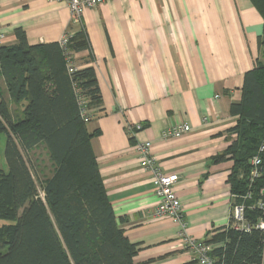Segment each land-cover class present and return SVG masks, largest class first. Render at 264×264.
Segmentation results:
<instances>
[{
    "label": "crops",
    "instance_id": "0c3cea01",
    "mask_svg": "<svg viewBox=\"0 0 264 264\" xmlns=\"http://www.w3.org/2000/svg\"><path fill=\"white\" fill-rule=\"evenodd\" d=\"M71 24L66 0H0L1 45H16L17 30L30 45L61 42ZM82 24L95 59L89 51L75 59L95 68L101 95L87 127L115 216L139 246L134 263L197 264L180 245V225L154 216L160 199L137 148L151 142L164 173L179 176L174 192L192 238L229 224L234 162L223 155L238 119L230 107L264 60V19L251 0H113L85 11ZM178 123L191 132L164 140ZM130 125L143 129L131 135Z\"/></svg>",
    "mask_w": 264,
    "mask_h": 264
},
{
    "label": "trees",
    "instance_id": "16d2710c",
    "mask_svg": "<svg viewBox=\"0 0 264 264\" xmlns=\"http://www.w3.org/2000/svg\"><path fill=\"white\" fill-rule=\"evenodd\" d=\"M251 2L264 19V0ZM16 34V45H0V134L7 135L0 264H135L139 246L115 216L91 145L97 133L87 127L101 95L95 68L80 69L75 59L83 51L89 63L95 59L86 29L71 24L65 45H30L22 30ZM260 46L264 53V37ZM11 104L23 109L13 111ZM230 113L238 118L223 155L234 162L232 214L204 242L216 264H264V232L256 228L264 219V60L245 74L241 100ZM40 147L53 167L45 180L32 157ZM256 158L259 176L251 181ZM236 206L245 208L249 229L236 228Z\"/></svg>",
    "mask_w": 264,
    "mask_h": 264
},
{
    "label": "built area",
    "instance_id": "2783aa9c",
    "mask_svg": "<svg viewBox=\"0 0 264 264\" xmlns=\"http://www.w3.org/2000/svg\"><path fill=\"white\" fill-rule=\"evenodd\" d=\"M113 0H66L68 8L71 12L72 24H82L83 15L85 11L96 8L102 3H106ZM123 1V0H116ZM6 34L0 28V45L5 41ZM68 40V35L62 39L61 44L65 45ZM70 72H73V68H70ZM88 120V118H86ZM204 122H208V119H203ZM143 129L141 125H130L128 131L131 135L139 132ZM192 128L189 124L178 123L174 126L166 128L163 132L162 138L164 140L177 139L183 135L191 132ZM138 153L140 155L141 166L150 171L152 175L153 184L155 186V193L159 197L160 202L156 207L154 216L156 218H170L174 222L178 223L181 227L178 237L182 248L191 253L197 261V264H216L217 260L211 255L212 248L204 241H197L192 238L187 232V223L183 217V208L179 198L175 195L174 187L179 182V176L165 174L161 166L158 164L156 157L153 154L152 143L147 141L139 144ZM261 161L256 158L253 160L254 169L251 173L250 180L253 181L259 176L258 166ZM264 194V190L262 192ZM250 196L248 195V198ZM261 208H264V203H259ZM233 216L236 220V228L243 229L249 227L245 224V208L243 206H236L233 209ZM257 229L264 232V219L261 220L256 226Z\"/></svg>",
    "mask_w": 264,
    "mask_h": 264
},
{
    "label": "rangeland",
    "instance_id": "374dc122",
    "mask_svg": "<svg viewBox=\"0 0 264 264\" xmlns=\"http://www.w3.org/2000/svg\"><path fill=\"white\" fill-rule=\"evenodd\" d=\"M11 109L13 111H20L23 109V106L21 107V105L19 106V108L14 105L11 104ZM6 142H7V135L5 133L0 134V168L3 170L7 169V162H6V158H5V147H6ZM33 159H37L38 162V166L41 167V179L45 180L46 178L50 177L52 174V164L48 159V156L46 154V151L44 150L43 147H40L39 149H37L34 154H32ZM40 193L42 194V190L39 187Z\"/></svg>",
    "mask_w": 264,
    "mask_h": 264
}]
</instances>
